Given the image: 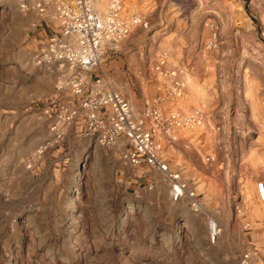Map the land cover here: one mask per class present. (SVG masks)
Wrapping results in <instances>:
<instances>
[{
	"label": "rangeland",
	"instance_id": "rangeland-1",
	"mask_svg": "<svg viewBox=\"0 0 264 264\" xmlns=\"http://www.w3.org/2000/svg\"><path fill=\"white\" fill-rule=\"evenodd\" d=\"M177 1L192 0H127V12L143 15L149 26L110 52L101 73L137 111L170 108L201 117L198 127L162 136L163 153L186 184L174 200L169 179L155 172L148 184L142 170L125 165L120 142L104 147L85 134L83 120L75 125L46 113L54 97L69 98L70 72L38 58L44 18L0 0V264H264V206L256 188L264 182V0H217L227 8L223 18L214 10L220 18L199 48L197 66L208 69L197 74L205 76L197 85L180 48L188 36L162 25L157 10ZM44 27L52 33L51 24ZM163 54L168 67L187 73V91L172 103L159 99L164 89L154 68ZM222 70L241 86L253 138L227 131L214 114L219 94L206 88L221 93L228 77ZM192 96L200 102L191 104Z\"/></svg>",
	"mask_w": 264,
	"mask_h": 264
},
{
	"label": "built area",
	"instance_id": "built-area-1",
	"mask_svg": "<svg viewBox=\"0 0 264 264\" xmlns=\"http://www.w3.org/2000/svg\"><path fill=\"white\" fill-rule=\"evenodd\" d=\"M18 2L25 12H33L43 20L52 33L45 38L39 60L69 70L71 94L66 101L54 97L45 105L46 113L75 125L83 120L84 132L104 147L121 143V158L133 170L146 166L164 174L173 185L174 200L185 194L186 184L171 170L163 153L162 136L180 128L202 124L198 115H185L167 108H146L137 111L118 90L107 87L101 75L102 65L110 52L138 27L148 23L137 14L127 12V0H9ZM50 23V24H49ZM212 47V46H211ZM164 89L159 99L172 103L185 94L183 70L168 67L163 54L155 65ZM257 196L264 206V182L256 185ZM194 206L198 208L194 194ZM244 264V262H243Z\"/></svg>",
	"mask_w": 264,
	"mask_h": 264
},
{
	"label": "crops",
	"instance_id": "crops-1",
	"mask_svg": "<svg viewBox=\"0 0 264 264\" xmlns=\"http://www.w3.org/2000/svg\"><path fill=\"white\" fill-rule=\"evenodd\" d=\"M226 8H227V4H223L217 0H192V1H180V2L177 1L171 3V5L165 4L162 7L157 6V10L158 9L161 10V15H160L161 24L165 25L166 27L172 26L171 28L175 29V33L178 32L185 33L189 38L188 39L189 44H187L188 46L185 47L181 45L180 48H182L181 49L182 55L186 56L187 66L189 67V72L191 73L190 76L196 85H197L196 81L199 82L198 78L202 80L205 78V76L197 75V74L198 73L200 74V72L203 71L206 73L208 69L207 65L201 66V68L197 66V58L202 52V49L199 50V48H202L204 42L207 40L210 28H214L215 20H219L220 18L218 15L214 13V10H220L219 12L221 14V17L223 18L224 12L222 10ZM172 10L173 12H171ZM141 17L148 23L149 26V22L146 20V18L143 15ZM231 23H233L234 25V22H232V20ZM44 25L45 23L43 22L38 23V26L42 30V32H40L41 35L43 36V38H46L49 37L51 33L48 29H46V27H44ZM196 31L197 33L195 35ZM236 38H237V47L239 48V50H241V29L237 30ZM195 39L198 42L196 43V46H195ZM192 50L193 52L191 53ZM195 55L197 56L195 57ZM158 60L156 61V63L158 62ZM221 72H223L224 77L228 76L227 79L223 81V85L219 86L218 88V90H220L221 93L217 91V88H210V87L206 88L207 91L212 92L214 96L216 95L215 93L219 94V98L217 97L219 99V102L217 103L218 106H216L214 110V114L218 120L219 118L220 119L222 117L224 118V122L226 123L225 128L227 129V131L235 130L238 132V135L241 134V136L253 138L254 133L256 131L254 129L252 118H249L248 113L244 111L245 110L244 108L246 107H244L243 102H241V86L239 85L236 86V84H239L238 82H236L234 86L232 85V83L229 82L230 71H227L228 73H226L225 70H222ZM232 72H233L232 78L234 77H237V79L241 78V56H239L235 60V64L233 65ZM101 73H103V68L101 70ZM186 74L187 73L183 71V74L181 75V78L185 83V92L187 91L188 88V82L185 80ZM190 100H191V104L200 102L197 99H195L193 96L190 98ZM211 159L213 160L212 157ZM168 163L170 165L169 161ZM242 165L243 162L241 161V167ZM138 170L143 171L144 173L143 178L148 184L153 183V177H152L153 173L157 172L162 174L161 172L156 170H151L146 166H142L136 169V171ZM171 170L177 173L172 168ZM162 175L164 176V174ZM181 180L184 182L182 178ZM253 183H251V186L252 189L254 190ZM194 198L197 199L195 194H194Z\"/></svg>",
	"mask_w": 264,
	"mask_h": 264
},
{
	"label": "bare ground",
	"instance_id": "bare-ground-1",
	"mask_svg": "<svg viewBox=\"0 0 264 264\" xmlns=\"http://www.w3.org/2000/svg\"><path fill=\"white\" fill-rule=\"evenodd\" d=\"M101 7V3L99 4V8ZM100 10L101 11H104V10H102L101 8H100ZM211 229H212V233H213V238H215V236L217 235V227H216V225L213 223L212 224V227H211Z\"/></svg>",
	"mask_w": 264,
	"mask_h": 264
}]
</instances>
